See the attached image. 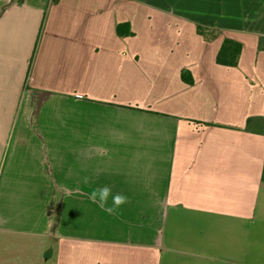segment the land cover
<instances>
[{
  "label": "crops",
  "instance_id": "0c3cea01",
  "mask_svg": "<svg viewBox=\"0 0 264 264\" xmlns=\"http://www.w3.org/2000/svg\"><path fill=\"white\" fill-rule=\"evenodd\" d=\"M0 264H264V0H0Z\"/></svg>",
  "mask_w": 264,
  "mask_h": 264
},
{
  "label": "clouds",
  "instance_id": "9594fccd",
  "mask_svg": "<svg viewBox=\"0 0 264 264\" xmlns=\"http://www.w3.org/2000/svg\"><path fill=\"white\" fill-rule=\"evenodd\" d=\"M82 182L85 185L90 184L91 177H83ZM76 191H80L79 187L76 188ZM87 195L93 203H98L99 207L109 215L115 214L117 210L128 203V197L125 194L122 192L114 193L112 187L109 185L92 188L91 191L87 193ZM109 201L111 202L109 203Z\"/></svg>",
  "mask_w": 264,
  "mask_h": 264
},
{
  "label": "trees",
  "instance_id": "16d2710c",
  "mask_svg": "<svg viewBox=\"0 0 264 264\" xmlns=\"http://www.w3.org/2000/svg\"><path fill=\"white\" fill-rule=\"evenodd\" d=\"M60 0H52L54 4H57ZM199 34L203 35L206 39H209L207 36L206 29L199 27ZM131 34V33H129ZM242 51V45L232 39H225L217 55L216 62L219 65L234 67L237 66L239 57ZM182 79L188 84H193L191 77H188V72L183 71Z\"/></svg>",
  "mask_w": 264,
  "mask_h": 264
}]
</instances>
